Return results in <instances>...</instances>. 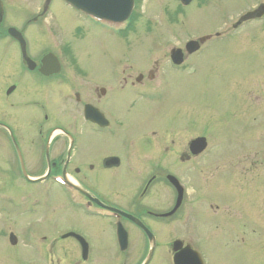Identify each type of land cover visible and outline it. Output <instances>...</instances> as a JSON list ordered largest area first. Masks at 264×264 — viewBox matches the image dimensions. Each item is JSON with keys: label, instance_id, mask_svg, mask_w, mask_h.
<instances>
[{"label": "flooded vegetation", "instance_id": "flooded-vegetation-1", "mask_svg": "<svg viewBox=\"0 0 264 264\" xmlns=\"http://www.w3.org/2000/svg\"><path fill=\"white\" fill-rule=\"evenodd\" d=\"M133 1L134 10L136 0ZM176 1L181 5L179 0ZM1 2L4 19L6 1ZM49 3V0H41V11L27 19L20 29L13 26L3 28L1 23L0 38L19 49V42L7 32L8 28H14L27 46V27L36 26L45 17ZM209 3L210 0H191L184 8L193 4L202 12ZM71 11L81 21L93 25L79 11ZM179 13V10L173 12L176 21L180 18ZM263 21L264 0H259L255 7L238 16L231 29L232 32L240 31L245 25ZM218 23L221 30L225 24L223 20H216L215 24H209L205 34L184 43L183 48L189 41H196L198 47L193 53L184 51L185 57L197 53L206 43L227 39L223 30L209 32ZM76 29L77 26L73 34ZM201 38H204L203 42L199 41ZM180 52L181 56L169 55V64L155 62L156 67L138 57L134 59L138 68L135 70L127 64L128 57L124 54L108 62V75L103 79L92 76L91 71L79 69L73 57L66 58L67 61L58 57L62 71L44 75L39 72L41 61L45 60L43 55L31 59L33 70L28 69L20 55L21 72L0 83V103L8 104V118L0 119V131H4L0 135V144H6L9 150L6 165L0 167L4 171L0 178L5 179L3 183L0 179V192L11 193L25 185H37L44 194L43 209L48 210L49 215L41 218V231L32 230V226L25 222L16 226L5 217H21L28 215L30 210L12 212L10 208L16 200L10 195L7 198L0 196V237H7L8 243L9 240L14 243L13 248L20 239L21 248L16 250L24 252L17 262L8 261L7 264H154L160 249L163 251L162 261L166 258L165 264H175L176 255L187 246L198 253L200 264H206L192 241L178 240L173 232L176 221L186 224L191 219L189 214L193 204L178 175L181 170L186 174L192 162L204 156L208 147L205 135L194 138L186 135L192 128L190 119L181 118L184 108H175L173 112L178 111L180 117L172 119L173 103L166 95L176 79L171 74H176L175 69L185 61L183 51ZM173 59L174 62L181 59V63L175 65ZM64 63L73 71L63 72ZM159 73L163 81L160 84L157 82ZM89 79L94 80L92 86L87 82ZM13 95L16 100L9 102ZM20 107L39 109L42 117L38 118L37 113L29 115L23 126L17 113ZM1 112L0 117L6 114L4 107ZM67 118H72L73 131L70 127L60 126V121ZM66 122L70 124L69 119ZM48 123L53 126L44 131ZM163 127L168 134L164 138L159 135V128ZM80 128L83 131H77ZM196 138H205L206 146L202 152L193 154L191 142ZM169 178H173L172 181ZM180 187L181 200L176 207ZM248 207L252 215L251 204ZM60 209L65 211L60 219L57 216V222L61 221L58 226L54 214ZM235 215L233 220L238 217L245 229L233 236L235 243L239 245L242 240L244 244L246 238L247 247L256 250L264 241L259 239L257 244L250 243L246 235L261 238L263 222L256 221L254 212L247 228ZM5 223L9 226L5 227ZM258 225L262 226L259 233ZM161 230L167 232L166 238H170L163 243H160ZM175 241L181 243L180 247L173 248ZM187 259L188 264H194L193 257ZM181 261H184L183 257Z\"/></svg>", "mask_w": 264, "mask_h": 264}, {"label": "rangeland", "instance_id": "rangeland-1", "mask_svg": "<svg viewBox=\"0 0 264 264\" xmlns=\"http://www.w3.org/2000/svg\"><path fill=\"white\" fill-rule=\"evenodd\" d=\"M4 1L3 28L13 26L20 29L27 19L43 8L41 0ZM49 1L50 8L45 17L36 26L26 29L27 54L36 59L52 52L63 61L73 57L79 69L91 71L92 76L100 79L108 75V62L124 54L128 57L127 64L133 66V70L138 69L134 64V59L138 57L140 61L150 62L151 67H156L155 62L165 61L169 64V55L174 48H180L185 57L184 43L205 34L209 24L223 20L225 25L221 30L218 23L209 32L223 30L222 34L227 39L224 42L206 43L197 53L185 57V61L175 69L176 74H171L176 79L168 87L170 90L166 95L167 100L173 103L172 119L180 117L177 116L178 111L173 112L175 108H184L181 118L190 119L192 128L186 135L191 138L205 135L208 144L205 155L195 159L186 174L181 170L178 175L187 187L188 198L193 199V204L189 214L191 219L186 224L176 221L173 232L178 240L192 241L206 264H264V243L254 251L247 247L246 238L243 239L244 244L242 240H239V245L235 243L233 236L245 229L238 217L234 220L232 218L236 213L248 228V222L251 221L248 205L251 204L257 216L256 221L264 224V21L245 25L240 31L232 32L231 29L238 16L255 7L259 0H210L202 12L197 11L193 4L184 8L176 0H136L132 21L127 24V30L120 34L117 30L126 29V23L120 26L101 25L109 27L111 31L115 30L108 32L103 27L81 21L58 0ZM176 10L180 12L178 21L173 14ZM184 15L186 21L183 20ZM76 26L78 29L73 34ZM19 65L18 47L0 38V83L13 77L14 73L21 72ZM63 67V72L73 71L67 68V63ZM159 70L161 73V66ZM160 73L158 81L155 79L159 84L163 82ZM87 82L92 86L94 80L89 79ZM16 98L13 95L9 102ZM3 107L6 114L0 119H7L8 104L0 103V110ZM17 113L23 126L29 115L37 113L38 118L42 117L39 109L30 107L17 108ZM68 119L69 125L66 122ZM67 120L60 121V126L66 129L70 127V131H73L72 118ZM81 124L80 121V127ZM52 126L48 123L43 130ZM165 128H159L162 138L168 135ZM77 131L83 130L80 128ZM3 134L4 131H0V135ZM8 154L6 144L2 143L0 167L6 165ZM2 174L4 171L0 168ZM0 179L1 183L5 182L4 178ZM24 188V191H20ZM42 193L37 185H25L11 193L0 192V196L7 198L10 195L16 200L10 208L12 212L30 210L28 215H14L5 219L8 218L10 223L13 221L16 226L21 222L29 223L32 230L41 231L40 220L49 215L48 210L43 209ZM64 211L60 209L54 214V221L57 222ZM57 225L61 226V221ZM4 226H9V223ZM261 228V225L257 226V233ZM159 236L160 243L170 239L166 238L167 232L162 230ZM246 237L250 243L257 244L259 239L264 241V233L261 238L250 235ZM19 242L20 239L13 248L7 237H0V264H7L8 261L15 263L22 258L24 252L16 250L21 248ZM162 254L160 249L154 264H165L166 258L162 261Z\"/></svg>", "mask_w": 264, "mask_h": 264}, {"label": "water", "instance_id": "water-1", "mask_svg": "<svg viewBox=\"0 0 264 264\" xmlns=\"http://www.w3.org/2000/svg\"><path fill=\"white\" fill-rule=\"evenodd\" d=\"M69 5L80 9L88 14H91L95 18L98 19H104L111 22H123L127 20L130 16L133 0H64ZM191 0H181L183 4L189 3ZM2 5L0 3V23L2 20ZM263 14V13H261ZM7 32L17 40L21 39V35L14 29L10 28L7 30ZM204 39H200V42H203ZM20 48H21V54L23 58L25 59L26 63L29 66V69L32 70L33 62L29 60L26 56L25 51V44L20 41ZM186 49L189 52L195 51L197 49V43L196 42H189L186 45ZM45 60L41 61V68L40 72L44 75H50L55 74L59 72V64L57 60H55L54 55L51 53H47L43 56ZM46 58H51V60H46ZM53 59V60H52ZM205 139L204 138H197L191 142V145L193 147L192 153L197 154L204 150L205 148ZM181 195L178 196L176 207L180 204ZM180 242L176 241L173 244V248L180 247ZM181 257L184 258V261H181ZM194 259V264H200L198 255L191 251L189 247H186L182 250L180 254H177L174 260L175 264H188L189 261L187 258ZM187 259V261H185Z\"/></svg>", "mask_w": 264, "mask_h": 264}]
</instances>
